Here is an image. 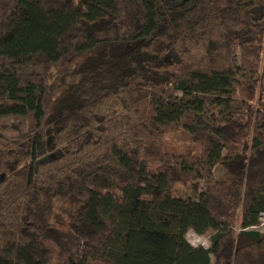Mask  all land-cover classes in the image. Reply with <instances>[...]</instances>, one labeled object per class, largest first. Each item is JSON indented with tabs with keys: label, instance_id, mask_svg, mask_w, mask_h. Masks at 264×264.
<instances>
[{
	"label": "trees",
	"instance_id": "obj_1",
	"mask_svg": "<svg viewBox=\"0 0 264 264\" xmlns=\"http://www.w3.org/2000/svg\"><path fill=\"white\" fill-rule=\"evenodd\" d=\"M80 1L0 0V264H264V0Z\"/></svg>",
	"mask_w": 264,
	"mask_h": 264
},
{
	"label": "rangeland",
	"instance_id": "obj_2",
	"mask_svg": "<svg viewBox=\"0 0 264 264\" xmlns=\"http://www.w3.org/2000/svg\"><path fill=\"white\" fill-rule=\"evenodd\" d=\"M78 4L80 0H75ZM238 59V58H237ZM184 139H187V135L183 132H179L175 135V138L172 140V145L177 148H182ZM58 151H54L53 148L49 147V152L47 157H52L56 155ZM148 169L150 172H156L159 169L157 163H149ZM221 173V169L216 167V175ZM204 188V184L200 180L188 181L183 183H176L172 189V195L175 197H181L185 199H196L198 193ZM255 229L264 233V213L261 214L258 224L255 226ZM213 231L210 229L202 235L194 233L192 230H188L186 233L187 240L194 246L201 245L203 247H209V236ZM226 264V263H225Z\"/></svg>",
	"mask_w": 264,
	"mask_h": 264
}]
</instances>
